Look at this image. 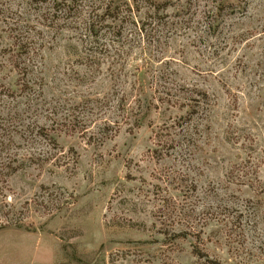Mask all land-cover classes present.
I'll return each instance as SVG.
<instances>
[{"label":"rangeland","instance_id":"374dc122","mask_svg":"<svg viewBox=\"0 0 264 264\" xmlns=\"http://www.w3.org/2000/svg\"><path fill=\"white\" fill-rule=\"evenodd\" d=\"M0 264H264V0H0Z\"/></svg>","mask_w":264,"mask_h":264},{"label":"trees","instance_id":"16d2710c","mask_svg":"<svg viewBox=\"0 0 264 264\" xmlns=\"http://www.w3.org/2000/svg\"><path fill=\"white\" fill-rule=\"evenodd\" d=\"M109 8H111V6H109ZM109 16H110V15H109ZM111 16L114 17V16H116V15H115V14H112Z\"/></svg>","mask_w":264,"mask_h":264}]
</instances>
